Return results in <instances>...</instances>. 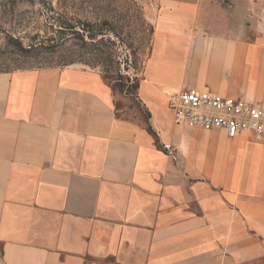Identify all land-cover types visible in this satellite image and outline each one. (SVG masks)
Wrapping results in <instances>:
<instances>
[{"label":"crops","instance_id":"obj_1","mask_svg":"<svg viewBox=\"0 0 264 264\" xmlns=\"http://www.w3.org/2000/svg\"><path fill=\"white\" fill-rule=\"evenodd\" d=\"M182 91L264 108V0L163 1L138 88L145 125L115 109L97 71L0 74V237L10 264L30 255L41 264H264V142H241L246 133L195 145L229 157L244 179L235 198L211 189L220 175L205 184L175 167L153 130L174 122L169 97ZM197 232L213 237L197 245ZM202 245L210 257L195 256Z\"/></svg>","mask_w":264,"mask_h":264},{"label":"rangeland","instance_id":"obj_2","mask_svg":"<svg viewBox=\"0 0 264 264\" xmlns=\"http://www.w3.org/2000/svg\"><path fill=\"white\" fill-rule=\"evenodd\" d=\"M163 1L169 0H0V74L28 69L63 70L72 66L97 71L108 81L115 109L143 125L148 124L151 111L139 98L138 88L152 44L154 18ZM65 25L71 28L61 29ZM75 32L80 34L75 36ZM89 35L94 39H89ZM32 40L37 43V50L27 53L25 49H29ZM164 125L169 126L164 131L153 125L158 152L169 157L175 167L194 168L192 174L205 184H211L220 175L225 182L218 189H211L227 192L230 198L241 196L243 189L235 187L244 179L231 175L235 166H231L229 157L220 159L207 147H195L208 141L204 136L219 142L239 141L224 132L221 136L219 129L178 125L171 120ZM241 142H264V139L248 134ZM164 145L170 146V152ZM190 158L197 160L190 163ZM214 233H219L217 239L226 240L229 232ZM212 234L197 232L189 238L197 245L207 244ZM207 248L197 247L204 258L211 256L205 252ZM4 254L5 242L0 237V264H10ZM17 258H27L29 262L18 260L15 264H41L34 255Z\"/></svg>","mask_w":264,"mask_h":264},{"label":"built area","instance_id":"obj_3","mask_svg":"<svg viewBox=\"0 0 264 264\" xmlns=\"http://www.w3.org/2000/svg\"><path fill=\"white\" fill-rule=\"evenodd\" d=\"M168 106L178 125L224 130L229 138L250 133L264 139V108L241 99L182 91L169 97ZM164 149L171 148L164 145Z\"/></svg>","mask_w":264,"mask_h":264},{"label":"trees","instance_id":"obj_4","mask_svg":"<svg viewBox=\"0 0 264 264\" xmlns=\"http://www.w3.org/2000/svg\"><path fill=\"white\" fill-rule=\"evenodd\" d=\"M68 28H71V27H66V25L65 26H63V27H61V29H63V30H67ZM59 30L60 32L62 31V30ZM62 34V33H61ZM75 34V36H77V35H79L80 33L79 32H75L74 33ZM82 36V39L84 38V36H85V34H82L81 35ZM89 39H94V36L93 35H89V37H88ZM31 45H29V49H25V51L27 52V51H30V50H37V47H36V44L37 43H35V42H33V40L31 41ZM28 53V52H27ZM73 62H70V64H72ZM69 65V64H68Z\"/></svg>","mask_w":264,"mask_h":264}]
</instances>
